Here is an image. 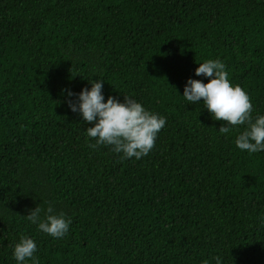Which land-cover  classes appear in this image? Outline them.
I'll list each match as a JSON object with an SVG mask.
<instances>
[{
	"label": "trees",
	"instance_id": "obj_1",
	"mask_svg": "<svg viewBox=\"0 0 264 264\" xmlns=\"http://www.w3.org/2000/svg\"><path fill=\"white\" fill-rule=\"evenodd\" d=\"M208 59L264 116V0H0V264L21 236L23 264H264V151L183 98ZM96 80L166 119L147 156L89 146L69 101ZM37 206L71 221L63 238Z\"/></svg>",
	"mask_w": 264,
	"mask_h": 264
},
{
	"label": "clouds",
	"instance_id": "obj_2",
	"mask_svg": "<svg viewBox=\"0 0 264 264\" xmlns=\"http://www.w3.org/2000/svg\"><path fill=\"white\" fill-rule=\"evenodd\" d=\"M197 77L208 79H189L184 88L183 98L197 104L203 101L205 108L216 121H223L229 126L221 125L220 134H227L233 128L246 125L238 135L236 146L249 154L264 151V116L253 120V105L247 92L239 85H233L229 80L226 65L220 60L208 59L199 64L195 70ZM91 90L83 89L79 94V103L69 101L73 113L79 112L88 124L87 136L96 140L89 146L95 149L98 145H110L115 153H122V159L135 157L137 160L147 156L155 146L157 134L166 124V119L147 111L134 99L124 96V102L109 96L104 102L102 89L104 82L96 80L91 83ZM74 95L68 92V96ZM44 218L41 219V213ZM33 224H38V230L53 238H63L69 231L71 221L64 215H56L53 207L46 210L37 206L26 216ZM37 245L33 239L21 236L14 246L13 256L18 264L34 258ZM220 264V257H215ZM204 264H208L205 261Z\"/></svg>",
	"mask_w": 264,
	"mask_h": 264
}]
</instances>
